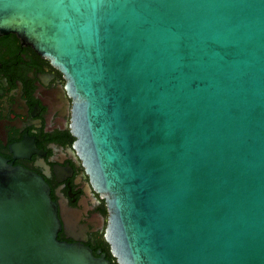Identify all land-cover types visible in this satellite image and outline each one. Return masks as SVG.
I'll list each match as a JSON object with an SVG mask.
<instances>
[{"label": "water", "instance_id": "water-1", "mask_svg": "<svg viewBox=\"0 0 264 264\" xmlns=\"http://www.w3.org/2000/svg\"><path fill=\"white\" fill-rule=\"evenodd\" d=\"M64 79L117 264H264V0H0ZM0 156V264H107Z\"/></svg>", "mask_w": 264, "mask_h": 264}, {"label": "flooded vegetation", "instance_id": "flooded-vegetation-1", "mask_svg": "<svg viewBox=\"0 0 264 264\" xmlns=\"http://www.w3.org/2000/svg\"><path fill=\"white\" fill-rule=\"evenodd\" d=\"M67 118L63 74L14 33H1L0 156L43 179L59 221L58 240L117 264L103 235L105 201L70 144Z\"/></svg>", "mask_w": 264, "mask_h": 264}]
</instances>
